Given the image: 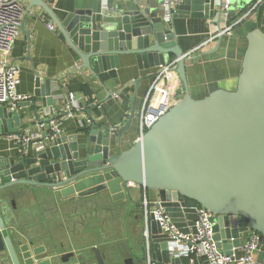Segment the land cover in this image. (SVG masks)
Returning <instances> with one entry per match:
<instances>
[{
    "label": "water",
    "instance_id": "95a60500",
    "mask_svg": "<svg viewBox=\"0 0 264 264\" xmlns=\"http://www.w3.org/2000/svg\"><path fill=\"white\" fill-rule=\"evenodd\" d=\"M54 1L28 0L29 9L37 6L48 14L79 58L76 69H86L103 82L116 76L119 56L134 55L140 70L157 69L175 59L174 71L184 94L131 147L117 149L114 154L110 153L112 146L119 145L122 133L133 122L136 94L127 120L116 131L92 121L82 143L78 144L76 134L60 135L40 152L32 150L14 160L0 155L2 198L8 199L10 189L19 185L52 190L66 186L64 196L76 192L82 197L119 182L137 184L155 191L158 203L180 233H196L197 205L215 214L212 239L224 254H231L249 231L259 233L255 264H264V32L259 27L247 32L234 90L218 88L195 99L187 86V55L167 24L171 26L174 18H203L218 25L223 14L219 1L157 0L150 9L138 5L108 20L99 19L90 10L76 9L63 21L48 6ZM57 83L36 76L33 93L42 106L62 97L61 90L52 89ZM132 84L136 88L138 79ZM18 105L33 107L34 103ZM23 119L20 111L9 114L6 106H0V134L23 133ZM147 220L151 231L148 263H182L168 250L169 234L161 231L152 214ZM91 250L96 264H104V254L96 246ZM2 251L7 252L11 264L76 263L73 252L58 254L54 250L49 254L24 243L19 246L18 258L0 210ZM123 264H133L132 258L125 257Z\"/></svg>",
    "mask_w": 264,
    "mask_h": 264
},
{
    "label": "crops",
    "instance_id": "0c3cea01",
    "mask_svg": "<svg viewBox=\"0 0 264 264\" xmlns=\"http://www.w3.org/2000/svg\"><path fill=\"white\" fill-rule=\"evenodd\" d=\"M156 1L55 0L48 6L59 21H63L76 9L90 10L99 19L108 20L115 14L134 10L138 5L150 9ZM255 1L228 0V7L223 9L218 25L213 19L203 18H174L173 26L167 24L169 29H174L176 43L186 55L193 49L187 55L185 66L188 91L193 98H203L218 88L235 89L246 47L245 37L248 31L256 28L258 7L262 5H257L244 17ZM24 4L23 30L20 29L9 53L0 51V66L14 64L20 68L17 92L30 95L31 102L34 103L33 107L18 105L17 111L24 114L23 120H32L34 111L44 108L59 111L68 93H73L82 107V115L74 114L63 118L60 135L76 134L79 144L85 140L90 118L98 126L121 128L129 116L133 95L136 94L133 122L130 128L122 133L119 145L112 146L110 153L114 154L117 149L126 150L131 147L140 133L138 123L144 97L156 68L140 70L134 55L119 56L116 76L100 82L86 69H76L79 58L67 46L48 14L37 6L29 9L28 0H25ZM48 23L54 25L53 30L48 28ZM37 75L41 79L56 80L58 83L52 86V89L61 90L62 97L54 99L51 105L42 106L40 98L35 97L33 93ZM135 79H138L136 88L132 84ZM84 83L89 85L91 97L97 100L98 107H93L90 103L92 100L88 101V97L80 91ZM161 85L163 89L153 102L157 107L163 101L173 98L178 100L184 94V88L174 70L166 74ZM94 108L97 113L94 112ZM19 149V146L6 138L5 134L0 136V155L14 160L32 151L31 146L25 152ZM64 187L52 190L19 185L10 189L12 195L8 194V199L0 195V210L18 258H20L18 246L21 243L26 244L29 249L38 248L39 251L49 254L54 249L67 252L77 246L81 248L78 255L82 260L76 259L75 256V261L82 262L77 261L76 264L85 262L91 264L89 261L91 247L96 246L104 254V264H123L125 257H131L133 264H149L150 249L147 241L151 231L141 201L145 195L150 203L156 202L155 191L137 184L119 182L80 197L76 192L64 196ZM11 199L14 200V204L10 203ZM66 209L70 211L71 216H76L79 211V214L89 219L88 226L81 223L83 219L78 221L75 217L72 220L74 227L67 230L68 226L64 223L65 214L68 212ZM12 214L19 215L18 227H12ZM52 218L57 222L56 230L50 228ZM72 222L70 221L71 224ZM61 227L66 230L61 234L62 238L60 236V239H57L58 229L61 233ZM91 239L93 240L89 243ZM60 243L63 244L62 248ZM110 248L113 252H109ZM181 261L185 262V258H181Z\"/></svg>",
    "mask_w": 264,
    "mask_h": 264
},
{
    "label": "built area",
    "instance_id": "2783aa9c",
    "mask_svg": "<svg viewBox=\"0 0 264 264\" xmlns=\"http://www.w3.org/2000/svg\"><path fill=\"white\" fill-rule=\"evenodd\" d=\"M223 9L228 7V0H218ZM25 0H0V51L9 53L18 33L22 22ZM263 5L264 0H256L249 8L248 13L257 5ZM166 21L168 17H165ZM50 30L54 25L47 24ZM228 32L229 30H225ZM193 50V49H192ZM190 50V52L192 51ZM187 55H189V53ZM186 55V54H185ZM176 60L170 61L164 66H160L152 74V82L149 85L144 97L143 109L139 119V136L137 139L156 121L158 116L173 106L178 100L173 98L163 101L160 106L154 104V99L161 92V81L166 74L174 70ZM20 68L14 64H4L0 66V106H6L9 114H14L18 109L19 102L31 101L28 94H20L16 87L19 83ZM91 105L98 107L97 100L91 97ZM74 114L82 115V107L78 104L73 93H68L63 102V107L57 111H51L47 108L34 111L32 120H24V132H7L5 137L14 141L19 150L25 152L29 146L37 152L42 151L46 146L54 144L56 138L61 134V120ZM90 118V117H89ZM91 124V118L88 120ZM26 125H28L26 127ZM112 131L118 128L108 127ZM145 219L152 214L153 220L158 224L162 232L169 234L171 241L168 244V250L174 257L185 258L186 261L180 264H198L203 261L205 264H255L256 256L261 244L259 233L251 230L240 245L233 250L231 254H224L217 249L212 239V226L215 221V214L203 208H196V218L194 225L196 233H180L170 221L163 207L158 201L150 203L144 195L141 201Z\"/></svg>",
    "mask_w": 264,
    "mask_h": 264
},
{
    "label": "rangeland",
    "instance_id": "374dc122",
    "mask_svg": "<svg viewBox=\"0 0 264 264\" xmlns=\"http://www.w3.org/2000/svg\"><path fill=\"white\" fill-rule=\"evenodd\" d=\"M71 208L73 209L74 207L73 206H71ZM68 212L65 214V216H66V221L64 222V223H66L67 224V230H70L71 228H73L74 226V222H72V220H74L75 219V217H76V219L79 221L80 219H83V220H81V223L84 225V226H88V222H89V219H86V217H84L82 214H79V211H78V213L76 214V216H71L70 214L71 213H69L70 211L68 210V209H66ZM11 218H12V227L13 228H15V227H18L17 226V218L19 219V215L17 216V215H14V214H12L11 215ZM70 221L72 222V224L70 223ZM101 222V221H100ZM59 223H60V220H59ZM61 226H62V222H61ZM101 226V225H100ZM71 227V228H70ZM52 230H56V228H58V226H57V222L56 221H54L53 220V218H52V224H51V227H50ZM61 229H62V231H61V233H60V231H59V229H58V237H56L57 239H60V236H61V238H62V235L61 234H64L63 232H64V230H66L65 228L63 229V227H61ZM99 229H101V230H103V228H99ZM93 239H91L90 241H89V243H91V241H92ZM112 248H115V247H112ZM109 252H113V250H111V248L109 249ZM18 253L20 254V252H19V246H18ZM0 264H11V261L9 260V257H8V254H7V252L6 251H2V252H0Z\"/></svg>",
    "mask_w": 264,
    "mask_h": 264
},
{
    "label": "trees",
    "instance_id": "16d2710c",
    "mask_svg": "<svg viewBox=\"0 0 264 264\" xmlns=\"http://www.w3.org/2000/svg\"><path fill=\"white\" fill-rule=\"evenodd\" d=\"M257 23L255 27H259L264 32V4L258 7ZM254 28V27H253ZM80 91L88 97V101H91L92 91L87 83L82 84ZM89 108V107H88ZM86 109V108H85ZM85 109H83L85 111ZM94 112L97 113L96 108ZM190 204H196L193 201L187 200ZM197 205V204H196ZM197 207H200L197 205ZM186 261V259H185ZM198 264H205L203 261L198 262Z\"/></svg>",
    "mask_w": 264,
    "mask_h": 264
},
{
    "label": "flooded vegetation",
    "instance_id": "af4514ba",
    "mask_svg": "<svg viewBox=\"0 0 264 264\" xmlns=\"http://www.w3.org/2000/svg\"><path fill=\"white\" fill-rule=\"evenodd\" d=\"M61 244H62V243H60V245H61ZM62 245H63V244H62ZM62 245H61V248H62ZM61 248H60V249H61ZM54 250H56L58 254L63 253V252H61V250H57V249H54ZM80 250H81V248L75 246L74 248H72V250H69V251H67V252H73V254H74L75 256H77L76 259L79 258V260H82V259H81V256L78 255V251H80ZM79 256H80V257H79ZM79 260H76V262H77V261H78V262H82V261H79ZM90 263H91V264H96L95 259H94V254H93V253H91ZM75 264H76V263H75Z\"/></svg>",
    "mask_w": 264,
    "mask_h": 264
}]
</instances>
